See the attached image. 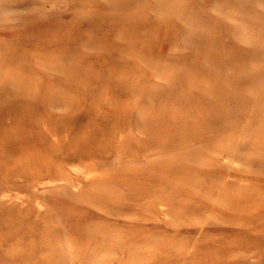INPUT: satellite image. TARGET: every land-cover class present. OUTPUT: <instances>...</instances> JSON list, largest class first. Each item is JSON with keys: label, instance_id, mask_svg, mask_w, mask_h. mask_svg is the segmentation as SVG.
Masks as SVG:
<instances>
[{"label": "rangeland", "instance_id": "obj_1", "mask_svg": "<svg viewBox=\"0 0 264 264\" xmlns=\"http://www.w3.org/2000/svg\"><path fill=\"white\" fill-rule=\"evenodd\" d=\"M0 6V264H264V0Z\"/></svg>", "mask_w": 264, "mask_h": 264}, {"label": "bare ground", "instance_id": "obj_2", "mask_svg": "<svg viewBox=\"0 0 264 264\" xmlns=\"http://www.w3.org/2000/svg\"><path fill=\"white\" fill-rule=\"evenodd\" d=\"M8 5V4H7ZM10 5H12V4H10ZM51 5H52V3H51ZM6 6V5H5ZM5 6H2V8H5L6 9V7ZM9 6H7V8H8ZM12 7H15V5H13ZM52 7V6H51ZM1 6H0V11H1ZM16 9H18L19 8V4H18V8L17 7H15ZM9 9V8H8ZM8 9H6L7 10V12H9L8 11ZM14 8H12L11 9V11L13 10ZM6 10H4V11H6ZM10 10V9H9ZM3 11V12H4ZM13 11H15V10H13ZM21 11V10H20ZM23 11V10H22ZM4 14H5V12H4ZM7 15V14H6ZM200 61V60H199ZM32 62V61H31ZM33 63H34V61H33ZM32 66H38V64H32ZM47 67H52V68H50V70H55L56 68L55 67H59L58 65H55V66H53L52 64H51V62L50 63H47V65H46ZM163 82V81H162ZM169 84V83H168ZM147 94V93H146ZM146 96V95H145ZM147 98V97H146ZM228 99V98H227ZM59 106H60V104H59ZM236 108V107H235ZM238 109V108H237ZM242 112V111H241ZM221 114V113H220ZM223 117V116H222ZM228 117V116H227ZM139 118V117H138ZM194 119V118H193ZM141 121V120H140ZM142 123V122H141ZM194 123V122H193ZM135 124V123H134ZM177 125V124H176ZM135 128V127H134ZM139 129V128H138ZM141 129V128H140ZM142 129H144V128H142ZM147 130V129H146ZM64 132H65V130H64ZM70 132V131H69ZM142 132H144L143 130H142ZM139 133V132H138ZM165 133V132H164ZM66 134V133H65ZM159 136V135H158ZM162 136V135H161ZM32 137V136H31ZM158 138V137H157ZM194 138V137H193ZM189 139V138H188ZM180 140V139H179ZM159 142V141H158ZM22 143V142H21ZM20 144V143H19ZM189 144V143H188ZM174 145V144H173ZM182 146V145H181ZM189 147V146H188ZM176 148H178V146H176ZM175 148V149H176ZM164 149V148H163ZM162 149V150H163ZM174 149V148H173ZM179 149V148H178ZM58 150V149H57ZM140 150V149H139ZM167 150V149H166ZM168 150H169V148H168ZM145 152H146V150H145ZM182 152V151H181ZM116 153V152H115ZM153 153V152H152ZM142 154V153H141ZM56 155V154H55ZM154 155H156V154H154ZM160 155V154H159ZM68 159V158H67ZM126 159V158H125ZM124 159V160H125ZM148 159V158H147ZM185 159V158H184ZM75 160V159H74ZM118 160V159H117ZM131 160V159H130ZM119 161V160H118ZM132 161V160H131ZM140 162V161H139ZM111 163V162H110ZM129 163V162H128ZM172 163V162H171ZM71 164V163H70ZM122 164V163H121ZM124 164H126V163H124ZM177 164V163H176ZM92 165V164H91ZM70 166V165H69ZM99 166V165H98ZM85 168V167H84ZM89 168V167H88ZM87 168V169H88ZM77 170V169H76ZM83 170V169H82ZM91 170V169H90ZM73 171H74V169H73ZM84 174V173H83ZM45 177V176H44ZM58 178V177H57ZM85 178V177H84ZM88 178H90V177H88ZM83 179V178H82ZM77 181V180H76ZM86 181V180H85ZM21 182H23V181H21ZM72 182V181H71ZM39 183V182H38ZM54 183V182H53ZM70 183V182H69ZM37 184V183H36ZM45 184H46V181H45ZM52 184V183H51ZM50 184V185H51ZM71 184V183H70ZM23 186V185H22ZM44 186V185H43ZM77 185H75V187H76ZM45 187V186H44ZM81 187V186H80ZM26 190V189H25ZM40 190H41V188H40ZM78 190V189H77ZM81 190V189H80ZM75 191V190H74ZM23 192V191H22ZM24 193V192H23ZM146 200V199H145ZM157 200V199H156ZM154 202V201H153ZM47 219V218H46ZM50 219V218H49ZM47 224V223H46ZM58 232V231H57ZM57 236V235H56ZM50 238V237H49ZM28 240V239H27ZM62 240V239H61ZM60 240V241H61ZM50 242H51V239H50ZM55 244V243H54ZM124 248V247H123ZM55 249V248H54Z\"/></svg>", "mask_w": 264, "mask_h": 264}]
</instances>
